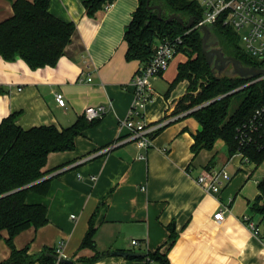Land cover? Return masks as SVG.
Here are the masks:
<instances>
[{"label": "crops", "instance_id": "crops-1", "mask_svg": "<svg viewBox=\"0 0 264 264\" xmlns=\"http://www.w3.org/2000/svg\"><path fill=\"white\" fill-rule=\"evenodd\" d=\"M88 1L49 0L54 17L76 25L72 43L56 66L32 70L21 59L9 62L0 56V123L19 112L17 125L24 130L42 126L62 130L84 116L88 107L108 108L76 139L74 151L49 155L45 168L46 179H52L49 193L31 192L27 197L28 204L47 208L48 223L19 234L16 248H27L30 255L60 249L74 264H137L112 253L157 250L167 253L170 264H264V245L243 221L249 215L264 228L263 217L252 212L251 200L244 204L238 198L256 164L249 167L239 157L231 160L222 154L227 149L223 140L194 156L193 137L201 126L195 118L191 122L184 113L175 114L189 83L172 89L171 85L187 57L178 53L169 69L153 79V100L144 109V120L167 124L150 149H139L128 140L131 132L123 121L134 100L133 77L143 65L127 60L124 39L140 0H115L93 16L88 15ZM13 2L0 0V23L14 15ZM57 96L65 100L64 107ZM107 148L111 150L103 154ZM227 163H233L231 183L218 197L206 193L197 177L209 166ZM240 173L245 174L235 179ZM102 203L95 219V243L104 258L88 263L83 259L95 252L80 247ZM223 206L224 220L218 222L214 216ZM172 234L176 241L169 247ZM8 236L7 231L1 233L0 263L11 255Z\"/></svg>", "mask_w": 264, "mask_h": 264}, {"label": "trees", "instance_id": "trees-1", "mask_svg": "<svg viewBox=\"0 0 264 264\" xmlns=\"http://www.w3.org/2000/svg\"><path fill=\"white\" fill-rule=\"evenodd\" d=\"M114 1L89 0L85 5L88 15L93 16ZM149 5L161 6L163 19H159L157 10L147 8V0H140L124 35L128 44L127 60H138L145 66L152 60L159 40L180 37L182 43L178 46V53L183 52L187 61L179 64L171 89L183 81L189 83L175 114L194 110L188 116L195 118L201 126L193 137L194 156L202 150H213L216 142L223 140L229 157L240 152L258 168L264 161V148L246 144L244 133L247 122L264 104V79L251 84L257 78L244 79L233 75V68L230 74H224L227 69L219 73L214 66L207 64L201 29H186L177 20L165 21L171 15H177L185 24L195 18V25L203 15L197 0H150ZM49 7V0H14V15L0 23V56L4 60L21 59L32 70L58 64L72 43L76 25L54 17ZM209 29L214 44L225 56L238 59L246 68L264 69V60L245 53L238 34L223 21L209 26ZM240 88L243 89L230 94ZM235 101L237 105L231 113ZM19 117V112L13 113L0 123V237L3 231L8 232L6 243L11 249L10 257L0 264H60L53 257L58 256L56 249L45 248L38 255H30L27 248L18 250L14 241L23 231L39 229L48 223L47 208L41 204H28L27 197L31 192L42 196L49 193L52 179H46L48 172L45 171L49 155L74 151L76 139L100 120L89 121L82 116L62 130L54 126L24 130L17 125ZM257 188L258 195L249 205L254 214L264 219V179L257 183ZM103 207L104 203L98 207L80 247L95 252L92 258L83 259L88 263L104 258L95 243V219ZM175 241L176 236L172 234L169 247ZM129 259L137 264H170L167 253L162 254L160 250Z\"/></svg>", "mask_w": 264, "mask_h": 264}, {"label": "built area", "instance_id": "built-area-1", "mask_svg": "<svg viewBox=\"0 0 264 264\" xmlns=\"http://www.w3.org/2000/svg\"><path fill=\"white\" fill-rule=\"evenodd\" d=\"M200 6L203 10L202 19L194 25L193 29H201L204 26L209 27L218 21H223L224 25L231 27L238 34L245 53L258 60H264V0H200ZM180 43H182L180 37L175 40H159L152 60L147 65L142 66L133 77L134 100L127 118L123 121V126L131 132L128 140L135 142L139 149H150L155 136L167 124H147L144 120V109L153 100V79L169 69L172 60L178 54ZM88 81H91L90 77ZM57 101L60 106H65L63 98L57 96ZM193 111L186 112L183 115L188 116ZM107 112L108 108L106 106H92L86 108L84 116L89 121L101 120ZM244 142L255 145L259 149L264 148V104L255 111L247 122ZM110 150L111 148L105 149L103 154L108 153ZM234 157L241 158L243 164L255 165L240 152L231 157V160ZM229 164L227 163L219 168L205 169L197 177V184L206 193L218 197L233 179L229 171ZM95 179V177L92 178V180ZM230 202H233V199H230ZM226 210L227 207L223 206L215 214V220L222 222ZM243 221L253 235L264 245V228L249 215H245ZM132 245L137 246L139 242L133 241ZM57 252L58 256L63 258L60 249Z\"/></svg>", "mask_w": 264, "mask_h": 264}, {"label": "water", "instance_id": "water-1", "mask_svg": "<svg viewBox=\"0 0 264 264\" xmlns=\"http://www.w3.org/2000/svg\"><path fill=\"white\" fill-rule=\"evenodd\" d=\"M150 0H147V8L151 10H157L158 11V17L159 19H163L162 14L163 10L161 6H150ZM173 20H177L182 26H184L186 29H191L193 28L195 18H192L188 24H185L183 19L180 18L177 15H171L169 18L165 19L166 22H170ZM201 31L203 32L204 36L202 39V46H203V53L205 56V59L207 61V64L209 66H214V68L219 72L222 73L225 71L229 66H232L233 68V75H238L241 78L244 79H252V78H257L255 81H252V83H255L256 81H260L264 79V69L260 68H246L244 67L241 62L234 58V57H228L225 56L222 50L220 49H214L210 48L209 45H207V42L210 38V29L207 26H204L201 28ZM250 85V84H248ZM246 85V86H248ZM244 86V87H246ZM243 87V88H244ZM240 88L230 94L236 93L237 91L243 89ZM112 255L115 256H123V257H128V258H138V257H145V254L141 253H133V252H113ZM60 264H74L73 261L66 259V258H61L59 256H53Z\"/></svg>", "mask_w": 264, "mask_h": 264}, {"label": "rangeland", "instance_id": "rangeland-1", "mask_svg": "<svg viewBox=\"0 0 264 264\" xmlns=\"http://www.w3.org/2000/svg\"><path fill=\"white\" fill-rule=\"evenodd\" d=\"M199 5H200V0H197ZM214 39L210 36L208 42H207V45H209L210 48H216V49H219L215 44H214ZM178 55H183V56H186L183 52H179ZM232 71V66H229L227 68V71L224 72V74H230ZM236 101H235V105L232 107V111L231 113L234 111L235 107H236ZM189 117V120L191 122L194 121L193 117L191 116H188ZM222 154L224 155H228V152H227V149H223V151L221 152ZM232 164H230L229 166V171L230 173L232 174L233 171V168H232ZM245 165H248V164H245ZM251 165H249V167H251ZM249 169V168H248ZM256 169V170H255ZM251 170H255L253 171L252 175L250 176V179L246 180V181H243L242 182V185H244L238 192V198L241 199V203L244 202V204H247V201L248 200H251L253 201L256 196L258 195V188H257V183L260 181V180H263L264 179V161L262 162V164H260V166L258 168L256 167H253L252 169H249ZM241 174H245V173H240L238 174L235 179L238 177V180L241 178ZM249 176V175H248Z\"/></svg>", "mask_w": 264, "mask_h": 264}]
</instances>
